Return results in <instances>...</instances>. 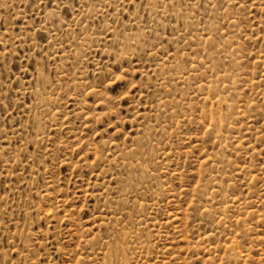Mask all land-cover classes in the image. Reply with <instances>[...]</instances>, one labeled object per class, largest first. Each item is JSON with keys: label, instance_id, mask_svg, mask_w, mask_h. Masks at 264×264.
Masks as SVG:
<instances>
[{"label": "rangeland", "instance_id": "374dc122", "mask_svg": "<svg viewBox=\"0 0 264 264\" xmlns=\"http://www.w3.org/2000/svg\"><path fill=\"white\" fill-rule=\"evenodd\" d=\"M0 264H264V0H0Z\"/></svg>", "mask_w": 264, "mask_h": 264}, {"label": "bare ground", "instance_id": "6f19581e", "mask_svg": "<svg viewBox=\"0 0 264 264\" xmlns=\"http://www.w3.org/2000/svg\"><path fill=\"white\" fill-rule=\"evenodd\" d=\"M127 235H125V237H126ZM130 238H132L133 236H129ZM129 247H122V246H120V248L118 249L122 254L128 249Z\"/></svg>", "mask_w": 264, "mask_h": 264}]
</instances>
